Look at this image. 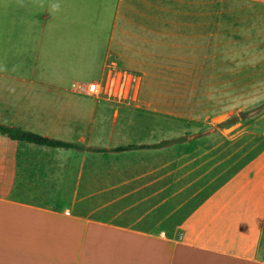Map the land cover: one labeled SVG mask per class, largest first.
<instances>
[{"label":"crops","instance_id":"1","mask_svg":"<svg viewBox=\"0 0 264 264\" xmlns=\"http://www.w3.org/2000/svg\"><path fill=\"white\" fill-rule=\"evenodd\" d=\"M230 1L220 46L264 42V0ZM143 15V0H0V124L85 147L0 134V264H264V129L181 137L195 126L143 116L136 80L128 98L89 91L158 31Z\"/></svg>","mask_w":264,"mask_h":264},{"label":"rangeland","instance_id":"2","mask_svg":"<svg viewBox=\"0 0 264 264\" xmlns=\"http://www.w3.org/2000/svg\"><path fill=\"white\" fill-rule=\"evenodd\" d=\"M235 7L230 0H143L150 13L143 24L158 31L143 29L136 60L117 66L137 76L143 116L190 124L197 132L184 134L215 141L241 125L264 129V42L220 46V25L234 22L226 10ZM233 116L235 123L220 124Z\"/></svg>","mask_w":264,"mask_h":264},{"label":"trees","instance_id":"3","mask_svg":"<svg viewBox=\"0 0 264 264\" xmlns=\"http://www.w3.org/2000/svg\"><path fill=\"white\" fill-rule=\"evenodd\" d=\"M234 118V119H233ZM235 116L229 118L228 120L221 122V125L231 124L235 120ZM235 123V122H234ZM233 124V123H232ZM0 134L6 135L12 139L25 140L33 143H38L42 145L54 146V147H62V148H75L78 150H84V145L74 142H68L61 139H56L53 137L41 135L39 133L29 131L26 129H22L15 126H9L5 124H0ZM188 134H183L181 137H187ZM183 140L179 139H163L161 141L155 143H143V144H126V145H118L112 148L105 147H97L90 146L88 150L91 152H109V151H125V150H133L138 148H158L167 145H172L177 141Z\"/></svg>","mask_w":264,"mask_h":264},{"label":"built area","instance_id":"4","mask_svg":"<svg viewBox=\"0 0 264 264\" xmlns=\"http://www.w3.org/2000/svg\"><path fill=\"white\" fill-rule=\"evenodd\" d=\"M134 82L135 78L132 73L118 71L110 77L107 83L93 82L89 84L88 88L89 91L97 95H101L102 92L108 93L111 90L115 96L128 98Z\"/></svg>","mask_w":264,"mask_h":264}]
</instances>
